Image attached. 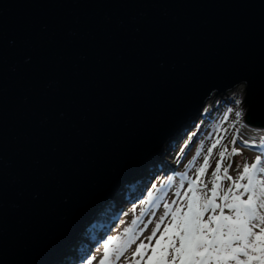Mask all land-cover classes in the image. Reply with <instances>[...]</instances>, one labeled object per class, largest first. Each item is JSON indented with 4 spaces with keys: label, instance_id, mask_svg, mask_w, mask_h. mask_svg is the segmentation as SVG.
<instances>
[{
    "label": "water",
    "instance_id": "95a60500",
    "mask_svg": "<svg viewBox=\"0 0 264 264\" xmlns=\"http://www.w3.org/2000/svg\"><path fill=\"white\" fill-rule=\"evenodd\" d=\"M240 83L264 128V0H0V264H55Z\"/></svg>",
    "mask_w": 264,
    "mask_h": 264
},
{
    "label": "snow or ice",
    "instance_id": "6c2138e0",
    "mask_svg": "<svg viewBox=\"0 0 264 264\" xmlns=\"http://www.w3.org/2000/svg\"><path fill=\"white\" fill-rule=\"evenodd\" d=\"M243 143L256 146L252 141ZM220 144L216 140L209 153ZM239 154L235 147L223 148L208 181L202 177L211 166L209 156L196 169L195 179L182 174L177 199L164 204V214L145 237L147 243L141 241L126 264H264V160L257 156L233 178L228 174L231 164L225 166V161ZM138 239L132 228L123 236L109 237L100 264H116Z\"/></svg>",
    "mask_w": 264,
    "mask_h": 264
},
{
    "label": "rangeland",
    "instance_id": "374dc122",
    "mask_svg": "<svg viewBox=\"0 0 264 264\" xmlns=\"http://www.w3.org/2000/svg\"><path fill=\"white\" fill-rule=\"evenodd\" d=\"M236 86L245 88L244 83ZM212 96L215 99L210 111L208 110L205 114L199 113L189 120L187 129L169 141L162 149L161 160L159 159L153 166L151 164L144 170L138 177V182H130L120 195L108 199V202L112 201L109 218H106L105 221L94 222L97 214L94 215L90 220L92 224H88L89 227L80 232L75 248L72 250L68 248L70 253L67 250L55 264H87V261L92 257H95L92 259V264H100L107 239L123 236L127 229L132 228L139 239L116 262V264H126V257L132 255L137 245L141 241L147 243L145 237L151 235L155 224L164 214V204L172 203L177 199L175 191L181 183L182 174H187L189 179H195L196 169L203 164L205 156L210 157L211 166L202 177L204 181L210 179L217 165L219 152L225 147L229 151L235 147L240 153L232 155L226 160L228 164H231L228 174L233 178L238 176V169H242L244 164L251 165L257 156L264 160V137L255 141V147H248L242 143L244 138L239 130L242 127H247L243 122L247 110V106L242 107L244 96L236 97L233 100L222 97L223 94ZM236 100H239V104L235 103ZM237 113L241 115L238 116ZM233 138L236 140L235 144L232 143ZM216 140H221V144L209 153V149ZM225 181L227 182V180ZM184 184L186 190L187 181H184ZM116 219L115 225L108 229L110 222H114ZM149 221L151 222L149 223ZM164 226L161 225V230ZM159 235L160 233H157V236ZM154 243L155 241H153ZM65 258V262H60Z\"/></svg>",
    "mask_w": 264,
    "mask_h": 264
},
{
    "label": "bare ground",
    "instance_id": "6f19581e",
    "mask_svg": "<svg viewBox=\"0 0 264 264\" xmlns=\"http://www.w3.org/2000/svg\"><path fill=\"white\" fill-rule=\"evenodd\" d=\"M244 86H235L234 88L228 90L226 93L223 94L222 97H227L231 100H233L234 98L236 97H243L244 96ZM219 96V95H218ZM214 97L212 96L209 100L206 101L204 107L202 108L200 114H205L207 113V111L210 109V107L212 106L213 104V101H214ZM222 99V98H221ZM214 107V105H213ZM210 111V110H209ZM193 118V117H192ZM191 118V119H192ZM190 119V120H191ZM247 127H242L240 130H239V133L241 134V136L244 138L242 139L243 141L247 140V141H252L255 143V141L257 140H260L264 137V128H257V127H253V126H249L246 124ZM242 141V143H243ZM244 144V143H243ZM255 147V146H253ZM258 148V147H257ZM166 167V166H165ZM133 182H138V178H136L135 181ZM132 182V183H133ZM134 191V190H133ZM134 193V192H133ZM111 202L112 201H107L102 208H100V210L98 211L97 215L95 216L94 218V222H97L100 220L101 221H105L106 218H109V214L110 211H111ZM92 222L89 223V225H91ZM88 234V233H87ZM104 235V234H103ZM102 235V236H103ZM99 240V239H98ZM81 253V252H80ZM83 253V252H82ZM83 259V258H82ZM66 261V258L65 259H61L60 262H65Z\"/></svg>",
    "mask_w": 264,
    "mask_h": 264
},
{
    "label": "trees",
    "instance_id": "16d2710c",
    "mask_svg": "<svg viewBox=\"0 0 264 264\" xmlns=\"http://www.w3.org/2000/svg\"><path fill=\"white\" fill-rule=\"evenodd\" d=\"M227 164H228V161H225V166H227ZM223 184H224L225 187H227L228 184H229V181H227V182L226 181L225 182L223 181ZM209 187H211V185H209Z\"/></svg>",
    "mask_w": 264,
    "mask_h": 264
}]
</instances>
